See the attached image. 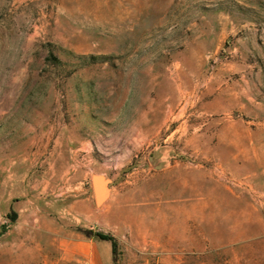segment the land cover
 Here are the masks:
<instances>
[{
	"label": "rangeland",
	"instance_id": "rangeland-1",
	"mask_svg": "<svg viewBox=\"0 0 264 264\" xmlns=\"http://www.w3.org/2000/svg\"><path fill=\"white\" fill-rule=\"evenodd\" d=\"M70 234L264 264V0H0V264Z\"/></svg>",
	"mask_w": 264,
	"mask_h": 264
},
{
	"label": "crops",
	"instance_id": "crops-1",
	"mask_svg": "<svg viewBox=\"0 0 264 264\" xmlns=\"http://www.w3.org/2000/svg\"><path fill=\"white\" fill-rule=\"evenodd\" d=\"M88 193L89 196H94L92 184L89 185ZM103 242L102 240L70 234L62 242L63 254L68 259L77 260L84 264H112V247Z\"/></svg>",
	"mask_w": 264,
	"mask_h": 264
},
{
	"label": "water",
	"instance_id": "water-1",
	"mask_svg": "<svg viewBox=\"0 0 264 264\" xmlns=\"http://www.w3.org/2000/svg\"><path fill=\"white\" fill-rule=\"evenodd\" d=\"M100 177V176H98ZM91 183H92V187H93V190L95 192V202L98 204L102 201V199L104 198V195H105V183H102V192L103 193H100V186L93 180H91Z\"/></svg>",
	"mask_w": 264,
	"mask_h": 264
},
{
	"label": "bare ground",
	"instance_id": "bare-ground-1",
	"mask_svg": "<svg viewBox=\"0 0 264 264\" xmlns=\"http://www.w3.org/2000/svg\"><path fill=\"white\" fill-rule=\"evenodd\" d=\"M102 179V177H98V176H92L91 180L95 181L98 185H99V180ZM105 183V181H103ZM100 190V188H99ZM94 196H95V192H94ZM105 197V195H104ZM104 199V198H103ZM102 199V200H103ZM99 204V203H98Z\"/></svg>",
	"mask_w": 264,
	"mask_h": 264
},
{
	"label": "trees",
	"instance_id": "trees-1",
	"mask_svg": "<svg viewBox=\"0 0 264 264\" xmlns=\"http://www.w3.org/2000/svg\"><path fill=\"white\" fill-rule=\"evenodd\" d=\"M85 236H86V237H89V236H91V235H90V233H85ZM96 236H97V238H99L100 240H106V239H104V237L101 236V235H96Z\"/></svg>",
	"mask_w": 264,
	"mask_h": 264
}]
</instances>
